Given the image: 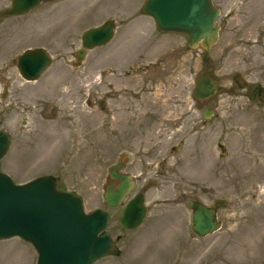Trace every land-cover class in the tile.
Here are the masks:
<instances>
[{
  "label": "rangeland",
  "instance_id": "rangeland-1",
  "mask_svg": "<svg viewBox=\"0 0 264 264\" xmlns=\"http://www.w3.org/2000/svg\"><path fill=\"white\" fill-rule=\"evenodd\" d=\"M144 1L44 0L30 12L0 22V129L14 132L0 172L15 183L52 175L57 188L77 194L86 209L108 210L112 247L95 264H264V105L237 88L229 91L235 73L264 83V0L231 3L232 16L206 68L198 51L187 52L181 35L155 30L141 13ZM10 2L0 0V9ZM106 20L116 22V38L107 47L88 50L82 64L73 65L81 34ZM29 46L49 48L54 62L39 83H24L27 88L18 90L57 84L52 90L59 92V87L74 85V153L68 144L67 154H56L61 129L41 134L44 123L30 120L14 128L9 92L22 82L14 60ZM116 62L120 66L110 64ZM203 72L212 73L221 88L206 102L194 97ZM110 83L127 89L117 102L120 120L107 123L104 112L86 100L93 91L103 95ZM60 92L63 113L66 108L73 112L70 90ZM217 99L214 115L203 123V109ZM167 146L174 148L167 165L175 181L162 186L169 180L159 178V188L166 187L171 196L179 181L192 198L228 203L220 210L222 228L197 245L191 238L188 253L181 254L183 237L176 234L175 222L153 225L156 217L149 213L142 224L123 232L117 213L103 200L107 171L117 159L142 170L146 162L161 158ZM121 233L125 237L116 239ZM36 257L23 240H0V264H34Z\"/></svg>",
  "mask_w": 264,
  "mask_h": 264
},
{
  "label": "water",
  "instance_id": "water-1",
  "mask_svg": "<svg viewBox=\"0 0 264 264\" xmlns=\"http://www.w3.org/2000/svg\"><path fill=\"white\" fill-rule=\"evenodd\" d=\"M42 1L11 0L9 6L0 10V19L28 13ZM141 10L153 18L159 31L187 35V45L192 49L200 46L208 53L217 41L219 9L212 0H145ZM114 29L113 20L86 29L81 35V47L76 50L78 59L84 58L86 50L111 41ZM16 64L24 79L36 80L51 64V56L43 48L27 49L17 57ZM216 90V82L203 75L196 84L195 96L205 99ZM9 145L8 133L0 130V159ZM116 171L117 166H114L110 173L122 184L116 186V190L110 186L105 192L104 201L109 206L120 205L133 186L129 175H120ZM215 205L225 206V203L218 200ZM190 206L191 228L198 236L205 237L221 228L215 207L196 200H192ZM144 215L142 198L135 197L123 206L120 221L133 228ZM108 223L106 211L95 209L87 212L76 194L56 187L53 176H39L26 183H15L7 174L0 172V240L18 237L31 243L37 253L35 264H94L110 249L111 236L106 230Z\"/></svg>",
  "mask_w": 264,
  "mask_h": 264
},
{
  "label": "flooded vegetation",
  "instance_id": "flooded-vegetation-1",
  "mask_svg": "<svg viewBox=\"0 0 264 264\" xmlns=\"http://www.w3.org/2000/svg\"><path fill=\"white\" fill-rule=\"evenodd\" d=\"M212 1L214 5H216L219 9V15L216 19V22L219 24V29H218L217 41L211 47L208 53L200 46L195 49L190 48L187 45V41H188L187 35L174 33V32L165 33V32L159 31L156 28L153 18L144 14L142 10H141V13L145 18L149 19L148 22L160 34L162 35L164 34L181 35L185 41L187 52L188 53L192 52V50L195 52L198 51L199 52L198 56L200 57L202 61V66L203 68H206L212 62L211 61L212 50L221 42L222 33L224 29L227 27L226 23H228V20L232 16L231 13L234 10L233 6L231 7V3L234 4V0L233 2L232 0H212ZM6 17H9V16H3L0 19V22ZM117 27L118 26L115 23L114 36L111 39V41L114 38H116L115 32H116ZM111 41H109L107 44L103 46H98V47H107L111 43ZM79 47L77 49H79ZM28 48L45 49L46 52H48V54L51 56V64L49 65L48 68H46L43 71V73L36 80L24 79L17 68L18 75L22 82L21 83L19 82L20 84L17 85L16 87L14 86L12 91L9 92L10 100L8 102V109L11 112L10 115L14 119L15 118L17 119V124L14 125V128L19 127V125L21 127H24L25 124L28 123L30 120L33 123L35 121H39L42 124L44 123L45 127L43 129L41 128L38 129L41 134L52 133L51 131L52 128H54V130L61 129L60 132L61 134L64 133V135H60L61 138L59 140L62 145L55 148L56 154L57 155L67 154V152L69 151L68 147L71 149V152L74 153V85L72 86L69 83L68 85L64 86L65 89L68 88L70 90V95H71L72 102H73V105H72L73 112H70V109L66 108L65 113H63V110H62V103H60L62 101L61 98L63 99V94H61L60 90L63 91L65 89H61V87H59V92L52 90V87L58 88L57 84L46 87V90H43V88L40 86H37L36 89L34 87L35 90L32 92L21 91L20 89L18 90V88H27L26 86L28 85L24 83H39L43 77H46V72L50 69V67L52 66L54 62V53H52V51L49 48L45 46H29L25 48L24 50ZM77 49H75L74 51L75 61L73 62V65H75L78 62V65L76 66H80L82 62L84 61V59L87 57L88 50L86 51L84 58L82 60H79L78 57L76 56ZM138 55L144 56L141 54H138ZM14 62L16 63V59L14 60ZM125 62H126V59L123 62V64ZM110 64H118V62L110 63ZM118 65L120 66V63ZM112 71H114V69H112ZM203 75L209 76L216 82L217 90L213 95L205 99H198L195 96V88H196V84L199 78ZM199 78L197 79L195 87H194V97L200 102H204V101L206 102L209 100H213V98L218 94L219 90L221 89L218 80L216 79L214 75H212V73H205V72L201 73ZM231 79L234 83V86L229 87V91L231 93H234L235 89L237 88L241 90L243 95L247 97L249 100L257 102L258 104L264 105V83L261 82L262 81L261 79L260 81L259 80L251 81L240 73H235ZM125 89H127L126 86H122L120 84L113 85L110 83L108 85V88L104 91L103 95H98L94 91L92 93H88L86 102L102 110V112H104V116H105L107 123L112 122L113 120H120L121 116L120 115L117 116L118 113L120 114V112H118L116 108H117L118 98L121 96L122 92H124ZM217 103H218V99L216 100L213 106L211 107L205 106V108L202 111L203 123H206L214 115V107L216 106ZM61 111H62V114H61ZM206 113L209 114L208 117L205 116ZM6 132L8 133L10 137V145H9V150H10L12 143L14 141V132H11L10 130H6ZM64 141H66L67 144H65ZM124 150L125 149H122V151ZM173 153H174L173 146H170V147L167 146L164 152L162 153L163 155H161L162 156L161 158H159L156 161L146 162L141 167L142 170H140V167L137 163L127 161L123 158L117 159V161H115V163L112 164L107 171L104 194L109 189L110 186L112 187L113 190H116V186L122 184V181L119 178H113L110 173L111 168L114 166H117V171H116L117 174L130 176L133 182V186L131 187L130 191L125 195L124 200L121 202L120 205L109 206L105 201L104 202L109 209L115 210V212L117 213V219L121 226V229H123V232L125 231L124 229H133L139 226L140 224H142V222H144V220L148 217L149 213L152 215L153 218L156 217V219H153L154 221L153 225L156 224V226L160 225V226L166 227L167 225L173 224V222H175L176 223L175 231L177 232L176 234H180L183 237L181 238V250H182L181 254H182L183 252L185 253V251L187 253L191 251V248H192L190 247L191 238H193L195 241L192 243L194 245H197L199 244L200 240L206 239L207 237H210L218 232L216 231L213 234L207 235L205 237H200L192 231V228H191L192 208L190 206L191 201L196 200L208 207H215L216 213H217V219L221 221L222 226H223V222H222V219L220 218V210L226 207L228 203L226 202V200L221 199V198H213L210 200V202L205 201L204 199H201V198H197V197L192 198L191 190L189 188L180 189V186L178 185L180 184L179 181L175 182L176 185H174V189L176 190L171 196H168V190L166 189V187L159 188V186L156 185L159 178L160 179L163 178L164 180H169L168 182H165V183L162 182L163 183L162 186H166L168 185V183H174L173 181H175L173 177H171L172 174L170 173L171 171H169L168 169L169 166L167 165L168 159L169 157H171ZM120 155H121V152H120ZM147 156H151V152H149ZM118 164H120V166H118ZM128 164L129 166H127ZM116 173L114 172V174ZM158 192L160 194V197L158 196ZM135 197L142 198V205H144V208H145V215H144L143 220L137 226L133 228H129L120 221V213L123 209V206L128 204ZM103 200H104V196H103ZM218 200L224 201L225 206L216 207L215 202ZM82 202L85 207V203L83 200ZM222 204L223 203H221L220 205ZM85 210L90 211L91 209H86L85 207ZM105 211L109 214V223H110L111 214L108 210H105ZM159 216L161 217L158 218ZM109 223H108V226H109ZM110 235L112 237L111 233ZM120 237L124 238L125 235L123 233L118 234L116 236V239H119ZM111 247H112V242H111Z\"/></svg>",
  "mask_w": 264,
  "mask_h": 264
},
{
  "label": "bare ground",
  "instance_id": "bare-ground-1",
  "mask_svg": "<svg viewBox=\"0 0 264 264\" xmlns=\"http://www.w3.org/2000/svg\"><path fill=\"white\" fill-rule=\"evenodd\" d=\"M10 239H13V238H10Z\"/></svg>",
  "mask_w": 264,
  "mask_h": 264
}]
</instances>
